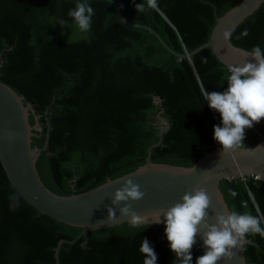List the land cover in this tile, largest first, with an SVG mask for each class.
Segmentation results:
<instances>
[{"label": "trees", "instance_id": "1", "mask_svg": "<svg viewBox=\"0 0 264 264\" xmlns=\"http://www.w3.org/2000/svg\"><path fill=\"white\" fill-rule=\"evenodd\" d=\"M111 1L128 21L151 27L171 49L185 53L205 43L217 18L241 0H157L156 10L140 13L135 4L145 0ZM111 1L0 0V80L22 95L24 104H32L30 125L38 116L41 130H33L32 145L42 147L48 130V146L36 168L58 195L84 192L144 164L148 147L159 139L158 125L146 122L151 112L163 109L169 121L161 143L151 149L153 162L189 167L218 146L213 138L217 111L203 94L227 88L228 68L209 47L178 59L146 28L123 23ZM77 2L95 11L90 31H80L67 15ZM245 29L248 35L237 39ZM231 42L248 51L256 45L264 50V2L235 28ZM263 137L264 118L245 129L243 147ZM219 187L230 211L264 217V179L224 178ZM14 193L19 208L11 210ZM165 227L132 228L126 221L78 237L82 227L29 204L0 161V264H55L61 239L59 264H143L144 238L157 264H172ZM246 238L255 242L243 247L246 264H264V238ZM191 254L192 264L203 255L200 239Z\"/></svg>", "mask_w": 264, "mask_h": 264}, {"label": "water", "instance_id": "2", "mask_svg": "<svg viewBox=\"0 0 264 264\" xmlns=\"http://www.w3.org/2000/svg\"><path fill=\"white\" fill-rule=\"evenodd\" d=\"M111 2L123 23L146 28L178 59L189 58L196 52L209 47L227 68L231 65L242 66L246 61L253 60L248 55L251 51L233 45L231 40L225 41L222 33L226 29H235L259 8L264 0H241L217 18L209 39L205 43L185 53H177L171 49L151 27L128 21L122 15L118 5L114 1ZM23 99L22 95L0 80L1 164L13 187L39 212L61 222L82 227L78 237L94 229L128 222V217L121 216L119 213V207L125 202H121L118 206L111 205L115 190L121 187L125 179H132L140 186L139 190L145 193L142 199L127 202L138 214L144 216V224L153 223L160 209L166 210L176 202H180L186 192H191L195 188H204L210 196L211 206L207 210L209 213L207 222L213 224L216 222V213H223L225 210L230 212L219 187L222 179L244 176L264 179V137L253 147L241 146L231 153H221V146H216L213 151L206 152L189 167L153 162L151 149L161 143L163 132L169 128V121L162 114L163 109H161L158 112H151L146 118V122L158 125L159 139L148 147L144 164L132 172L109 179L84 192L68 196L58 195L44 185L36 168L39 154L48 146V130L42 147L32 145L33 130H41V126L38 116L35 117V124H29L28 117L29 111L33 110L32 104H24ZM155 100L156 103H161L159 97H155ZM249 151L254 154L248 155ZM110 206L115 208L116 217L109 221L107 209ZM100 221L103 223H99ZM203 231L201 229V237ZM63 242L65 240H59L55 247V264H59V250ZM85 242L86 240L83 243ZM200 242L204 254L207 249L203 245L202 238ZM246 243L255 244L251 238H246ZM217 264H246L243 248L234 249V255L231 258H222Z\"/></svg>", "mask_w": 264, "mask_h": 264}, {"label": "clouds", "instance_id": "3", "mask_svg": "<svg viewBox=\"0 0 264 264\" xmlns=\"http://www.w3.org/2000/svg\"><path fill=\"white\" fill-rule=\"evenodd\" d=\"M135 8L138 13L145 12L146 9L156 10L157 0L136 3ZM94 14V9L87 2H77L67 15L74 20L80 31L87 32L91 29ZM59 24L63 26L66 22L61 20ZM234 31L235 29L224 30L223 39L230 41ZM247 35L248 30L245 29L236 38L240 39L241 36ZM248 55L253 60L246 61L242 66L228 67L230 75L227 77L228 86L224 91H206L203 94L208 107L218 111L221 116L222 126H213V138L221 145V153H231L243 146L245 129L253 127L254 122L259 123L264 118V50L256 45ZM203 62H207L206 58ZM247 154L254 153L249 151ZM139 189L140 186L132 179H125L111 199L113 206L125 202L119 207V213L128 217L132 228H139L145 223L144 216L138 214L131 204L127 203L129 200L143 198L145 193ZM229 194L232 197L237 195L232 190H229ZM9 200L12 201L11 210L19 208L17 194L10 195ZM210 206L211 199L206 190L195 188L191 192H186L180 202L166 210L158 211L153 223L163 222L166 225L164 231L175 256L172 264H192L191 249L200 238L207 250L196 258L195 264H217L222 258H231L234 249L244 247L248 234H259L264 238V227H261L264 217L241 214L234 209L230 212L225 210L223 213H216V222L209 224L207 210ZM107 211L109 221L116 217L114 207H108ZM201 229L204 230L202 237ZM139 251L144 255L143 264H157V254L146 238L142 239Z\"/></svg>", "mask_w": 264, "mask_h": 264}, {"label": "built area", "instance_id": "4", "mask_svg": "<svg viewBox=\"0 0 264 264\" xmlns=\"http://www.w3.org/2000/svg\"><path fill=\"white\" fill-rule=\"evenodd\" d=\"M213 115H214L218 125L222 126L220 113L218 111L217 112L213 111ZM217 145L220 146V144L218 142H217Z\"/></svg>", "mask_w": 264, "mask_h": 264}]
</instances>
